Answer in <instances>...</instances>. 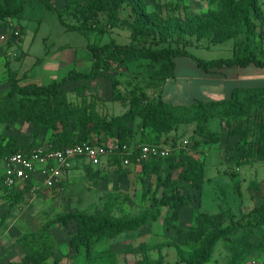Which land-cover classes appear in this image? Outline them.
Masks as SVG:
<instances>
[{
  "label": "rangeland",
  "instance_id": "obj_1",
  "mask_svg": "<svg viewBox=\"0 0 264 264\" xmlns=\"http://www.w3.org/2000/svg\"><path fill=\"white\" fill-rule=\"evenodd\" d=\"M52 1L56 8L62 3V0ZM219 1L131 0L157 23L177 22L180 25L182 38L171 35L166 40L159 37H133L127 25L133 14L127 3L120 4L117 19L111 20L101 12L99 26L92 23L82 33L61 24L55 10L45 9L41 13L33 3L25 12L27 19L21 29L19 24L13 26L0 21V94L6 92L3 86L7 80L5 61L20 77V83H47L53 78H60L72 67L87 70L91 57L86 45L110 40L120 44L143 43L155 47L178 45L205 59L231 56L233 53H252L264 59L263 22L254 31L245 33L240 30L224 40L212 35L189 34L188 30L198 20L220 8ZM259 2L263 21L264 0ZM65 20L74 25L78 23L70 15ZM111 21L114 23L110 24ZM253 21L256 24L261 22L259 18H253ZM20 31L18 38L11 39L14 33ZM36 60L37 63L34 64ZM148 62L133 58L123 67L104 69L102 77L85 82L91 86L88 89L78 87L81 85L80 81H68L64 90L66 99L76 108L72 117L67 118L66 122L58 121L57 128L53 130L45 127L37 129L32 122L20 119L10 129L0 123V142H4L12 134L16 135V141L23 150L45 147L50 145L51 139L61 129L68 131L71 137L86 135L93 142H108L115 138L117 127L111 131L98 132L92 129V122H85L84 117L80 116L84 108L95 109L106 118L121 114L127 109L124 100L112 98V86L108 78L117 80V89L123 95L144 92L147 98L153 99L161 89L165 100L176 103L189 102L193 97L209 99L227 96L237 85L264 84V70L255 66L224 67L217 72L206 73L192 59L177 56L174 77L164 78L159 68ZM125 124L131 127L136 139L171 144V153H178L183 149L198 159L205 181L200 192L190 190V198L181 211L178 225H193L198 212H222L223 226L228 228L229 237L246 238L251 245L250 249L234 261L227 243L220 239L210 258L203 264H264V229L260 225H249L246 222L253 208L264 202V156L255 153L249 155L236 149L242 143L253 141L256 130L249 129L245 139L227 137L224 124L215 116L206 123V127L217 131L220 140L209 144L197 135L195 121L179 123L169 133L160 134L142 126L138 114ZM246 124L248 127L252 126L248 122ZM151 158L141 163L142 165L133 164L119 169L114 166L89 165L76 160L58 185L46 188L41 186L39 179H35L34 182L40 186L38 190L26 191L18 199L14 197L13 189L5 190L0 187V264H136L142 244L153 245L168 239L169 232L163 227L166 208L160 207L157 220L152 221L148 217L136 229L115 234L105 233L94 238L87 256L75 254L70 248L69 240L75 229L73 223L63 225L57 219L67 213H84L119 220L150 212L152 193L160 195L161 191V188L156 187V174L147 172V167L145 168V165L149 167L159 162ZM164 165V162H159V170ZM3 172L0 161V176ZM45 229L47 231L42 232ZM40 232V236L37 235ZM26 237H29L30 252L23 247L22 241ZM196 246L183 249L193 253ZM161 251L165 255L163 264H180L175 247L165 246ZM49 252L52 253L50 256ZM149 255L154 258L157 251L152 249Z\"/></svg>",
  "mask_w": 264,
  "mask_h": 264
},
{
  "label": "trees",
  "instance_id": "obj_2",
  "mask_svg": "<svg viewBox=\"0 0 264 264\" xmlns=\"http://www.w3.org/2000/svg\"><path fill=\"white\" fill-rule=\"evenodd\" d=\"M219 2L220 8L204 19L198 20L188 30L189 34L212 35L217 36L219 40H224L240 30H244L245 33L254 31L256 26H262V22L264 23L260 14L259 0H220ZM33 3L36 4V10L41 13H44L45 9L55 10L61 24L71 30H78L80 33L89 29L92 23L99 26L101 12L111 20L117 19L120 4L127 3L130 4L133 14L132 20L127 23L133 37H159L161 40H166L169 36L176 35L177 38H182V30L177 22L157 23L144 14L131 0H62L58 8L55 7L52 0H0V21L13 26L19 24L21 29L27 19L25 12ZM69 15L74 17L78 23L74 25L66 22L65 19ZM253 18H259L261 22L256 24ZM112 23L114 22L111 21L110 24ZM20 34L21 31L14 33L11 39L18 38ZM86 48L91 57L87 70L72 67L60 78H53L47 83H20V77H17L8 61H5L9 87L6 92L0 94V123L10 129L11 125L20 119L32 122L37 129L41 127L56 129L58 121L66 122V119L72 117L73 111L76 110L73 103L71 104L65 97V83L80 81L81 85L78 87L88 89L86 81L102 77L104 69L113 66L123 67L133 58L148 60L150 64L156 65L164 78L174 77L177 56H186L192 59L206 73H214L224 67L247 68L255 66L264 70V59L252 53H233L231 56L205 59L195 56L178 45L155 47L143 43L120 44L114 40L100 44L88 43ZM108 79L111 81L112 98L124 100L127 109L121 114L109 118L99 115L95 109L86 110L84 108L80 113V116L84 117L83 121L92 122V129L98 132L101 130L111 131L117 127L116 137L108 142L158 144L157 140L136 139L131 127L125 124L133 120L135 114H138L141 118V125L151 128L157 134L169 133L179 123L195 121L197 135L206 143H217L220 140L219 133L206 127V123L212 117L217 116L224 124V132L227 137L245 139L249 129H255V139L249 143H242L236 149L242 150L245 154L255 153L264 156V84L237 85L227 96L209 99L193 97L189 102L176 103L165 100L161 89L153 99L147 98L144 92L129 96L123 95L117 89V80L115 78ZM246 122L252 126L248 127ZM86 132L88 133L89 129ZM81 141L92 140L86 135L71 137L68 131L61 129V131H57L55 138L51 139L50 145L53 148H60ZM108 142L96 141V143ZM17 150L23 149L18 145L16 135L10 134L7 140L0 142L1 163L5 155ZM151 159H157L159 162H164L165 165L161 170H159V162L149 167L145 165L147 172L156 174V187L157 189L161 188L160 195L152 193L150 212L142 216L119 220L84 213H67L58 217L57 221L60 224L73 223L74 225L75 229L69 244L75 254L80 253L87 256L91 241L105 233L115 234L136 229L148 217L152 221L157 220L160 207L167 209L163 218V227L169 232L168 239L153 245L142 244L139 248L140 257L137 258L136 264H163L165 255L161 250L165 246L175 247L180 264H203L210 258L216 242L220 239L227 243V249L234 261H236V257L251 248L246 238L229 237L228 228L223 226L224 214L222 212H198L194 217L193 225L187 227L178 225L181 211L190 198V190L195 189L198 192L202 190L205 181L202 168L199 167L198 159L187 154L183 149L178 153H170L166 157ZM144 162L146 161H143L142 164ZM133 164L135 163L129 166ZM105 165L118 169L129 167H124L121 164L116 153ZM0 187L5 190L13 189L14 197L18 199L23 193L30 190L31 184L25 183L21 189L8 188L2 183V176H0ZM246 222L249 225H260L264 229V202L253 208ZM45 231L47 229L42 232ZM42 232L37 235L40 236ZM28 239L29 237H26L22 242L24 249L30 252L31 245L28 243ZM193 245H197L193 253H188L183 249V247ZM152 249L157 251L154 258L149 255V251ZM51 254L49 252L48 256Z\"/></svg>",
  "mask_w": 264,
  "mask_h": 264
},
{
  "label": "built area",
  "instance_id": "obj_3",
  "mask_svg": "<svg viewBox=\"0 0 264 264\" xmlns=\"http://www.w3.org/2000/svg\"><path fill=\"white\" fill-rule=\"evenodd\" d=\"M186 143V141H184ZM172 152V145L123 143L117 142L96 143L81 141L71 145L53 148L33 147L31 149L17 150L5 155L2 159V183L8 188H22L30 183V190H38L35 179L41 181V186L50 188L61 181L67 174L72 162L79 160L89 165L100 166L109 162L115 153L124 167L132 163L140 165L151 157H166Z\"/></svg>",
  "mask_w": 264,
  "mask_h": 264
},
{
  "label": "crops",
  "instance_id": "obj_4",
  "mask_svg": "<svg viewBox=\"0 0 264 264\" xmlns=\"http://www.w3.org/2000/svg\"><path fill=\"white\" fill-rule=\"evenodd\" d=\"M4 91H6L7 89H8V87H9V81L8 80H6V83H4ZM88 86H90V85H88ZM91 87V86H90ZM94 92V91H93ZM94 94H96L95 92H94ZM125 111V110H124ZM6 263H7V260H6Z\"/></svg>",
  "mask_w": 264,
  "mask_h": 264
}]
</instances>
